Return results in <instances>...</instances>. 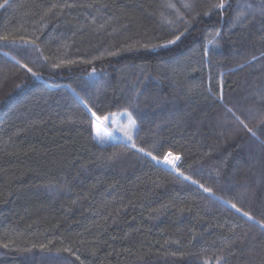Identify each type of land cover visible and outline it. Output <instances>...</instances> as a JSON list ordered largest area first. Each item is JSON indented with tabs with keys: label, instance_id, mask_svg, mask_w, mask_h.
I'll use <instances>...</instances> for the list:
<instances>
[{
	"label": "trees",
	"instance_id": "trees-1",
	"mask_svg": "<svg viewBox=\"0 0 264 264\" xmlns=\"http://www.w3.org/2000/svg\"><path fill=\"white\" fill-rule=\"evenodd\" d=\"M218 3L0 8V264H264V228L230 206L264 220V4ZM81 98L131 113L137 148L93 139Z\"/></svg>",
	"mask_w": 264,
	"mask_h": 264
},
{
	"label": "snow or ice",
	"instance_id": "snow-or-ice-1",
	"mask_svg": "<svg viewBox=\"0 0 264 264\" xmlns=\"http://www.w3.org/2000/svg\"><path fill=\"white\" fill-rule=\"evenodd\" d=\"M262 4H264V0H261ZM8 0H4L3 4H0V8H3L5 5H7ZM65 7H72L73 5L66 4ZM172 8H175V5H169ZM185 8H190V4H184ZM53 7H56V5H53ZM217 9H224L225 3L224 0H220V3L214 5ZM249 8H251V4L248 5ZM243 13H239L237 16V19L239 20L241 16H243ZM170 23V22H169ZM183 33H180L179 35H176L174 39L168 40L167 44H175L176 41H178L181 38V35ZM216 35H219V32L216 33ZM21 40L23 37L20 38ZM0 41H11L15 42V38L10 35H3L0 36ZM30 43H35V41H30ZM167 46V45H164ZM255 59V57H254ZM68 63H72V61H69ZM23 67L27 70V72L31 73L34 77H38V74L36 72H33V69L31 67H28L27 64L23 65ZM53 67L59 68L60 64H54ZM93 73H95V69H93ZM75 91V90H73ZM221 102H223V95L221 93L220 96ZM81 102L84 104L88 114L89 119L88 123L90 126V129L94 131L95 135L93 136V139H95L98 143H106L108 140V137L111 135L108 130V125L110 123L116 122V114L112 112L105 113L103 109H94L92 106L88 105L87 101H84L83 98H81ZM227 111L232 114V116L235 118L236 121L239 122V125L242 126L243 130H246L248 133H250L253 137H256V132L253 130V128L249 127L248 123H245L243 119H241L240 116L236 115V113L233 111L232 108H227ZM121 117H126L129 121V127L126 130H123V135L127 143L131 145L132 148H137V144L133 138L132 132L135 129V121L131 117V113L122 112L120 113ZM261 123H264V115L261 116ZM138 151L141 153H145L147 156L151 157L154 161H156L158 164L162 163L164 165L169 166L172 170L179 173L181 176L184 174L180 172V169L178 167V164L181 161V157L179 155H174L171 151L163 154L162 157L153 156L152 152H145L144 148H139ZM186 179L191 180V177H185ZM193 183H198V181H193ZM201 188H203V185H199ZM204 191L210 192L211 189L205 188ZM230 203V202H229ZM230 206L235 209L237 212L241 213L242 216L246 217L249 221H253L254 223H257L261 228H264V220H256V218L248 211H244L243 208L238 207L237 204L231 203ZM4 247H8L7 244L4 245ZM35 247V245L33 246ZM42 248L46 247L44 245H41ZM27 250V249H26ZM66 251H71V249H66ZM79 259V257H77ZM220 259H223L221 257ZM217 264H219V261H217Z\"/></svg>",
	"mask_w": 264,
	"mask_h": 264
},
{
	"label": "rangeland",
	"instance_id": "rangeland-1",
	"mask_svg": "<svg viewBox=\"0 0 264 264\" xmlns=\"http://www.w3.org/2000/svg\"><path fill=\"white\" fill-rule=\"evenodd\" d=\"M128 127H129L128 119L126 117H121L120 114H116V122L110 123L108 125V130H109V133H111V135L108 137L107 142L115 141V140H122V141L126 142L124 135H123V130H126ZM133 134H134V130L132 132V135ZM133 138H134V136H133ZM159 164L165 166L166 168L171 169L167 165H164L162 163H159Z\"/></svg>",
	"mask_w": 264,
	"mask_h": 264
}]
</instances>
